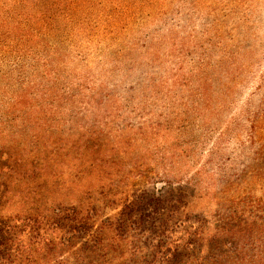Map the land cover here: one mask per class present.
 <instances>
[{
    "label": "rangeland",
    "instance_id": "obj_1",
    "mask_svg": "<svg viewBox=\"0 0 264 264\" xmlns=\"http://www.w3.org/2000/svg\"><path fill=\"white\" fill-rule=\"evenodd\" d=\"M59 1L49 0L54 8L61 5ZM47 2L30 0L24 4L26 9L33 10L31 22L13 20L18 23L17 30L25 31L29 37L50 34L52 41L58 39L54 33L63 28L62 23L48 24L38 9L39 4ZM52 14L57 15L53 20L57 21L58 13L53 11ZM18 16L14 15L13 19ZM110 38L108 41L112 45L115 40ZM83 41L85 49L74 45L56 52V56L61 54L62 57L55 70L52 68L55 58L49 62L41 59L45 66L38 65L39 77L34 74L27 82H18L17 87L11 82L12 90L22 91L23 87L26 91L17 93L23 96V106L0 110V120L7 114L17 116L22 109L32 110L29 119L24 111L18 119L9 121L15 123L22 134H13L2 121L0 123L1 229L4 231L7 229L4 226L12 225L15 236L22 237L27 234L24 231L28 226L16 224L17 218L45 216L41 229L43 232L48 229L44 236L52 240L48 248L40 249L35 245L22 256H19L21 249H13L15 256H10L9 264H91L92 256L97 257L94 264H98L96 250L89 249L87 241L102 223L106 224L107 234L117 237L118 231L115 240L109 235L112 244L109 251L115 260L123 264L155 263L157 251H162L164 207L172 220L180 216L195 222V217L200 216L208 218L212 225L221 222L216 211L224 207L230 209L229 206L234 210L233 200L241 201L248 190L243 174L249 162L246 152L249 142L244 135L228 133L223 138L219 136L222 130L215 125L202 122L198 126L188 119L184 121L182 111L164 110L162 91L154 92L152 97L140 91L135 92V97L128 92L122 93V97L114 94L105 106H101L98 95L91 89L100 83L116 88L107 81L110 77L121 90L124 82L129 81L126 77H129L138 49L130 45L126 51L128 55L117 60L116 54L109 57L104 51L110 46L99 38ZM128 41L126 39L125 43ZM53 44H57L55 48L62 46L56 41ZM54 52L52 49L53 56ZM152 72L156 74L158 69L154 67ZM71 73L76 74L72 76ZM56 74L61 81L47 88ZM26 77L28 75L24 79ZM27 92H37L36 100L28 97ZM89 101L92 103L88 105ZM122 104L127 110L120 108ZM258 104L264 107V82ZM108 106H114V112L109 121H105L104 110ZM126 115L135 118L134 126L119 125ZM167 118H171V125L166 123V128ZM97 119L98 124L95 123ZM120 127L124 137L137 139L119 146L117 130ZM104 128L111 130L110 137L104 134ZM165 149L168 150L164 155ZM176 157L179 162L171 164ZM48 166L45 172L44 167ZM36 168H40L41 178L39 199L35 201L34 182L24 178L33 177L30 172ZM180 177L184 180L178 181ZM46 179L49 186H46ZM169 179L172 182L162 181ZM26 188L31 189L26 192ZM252 188L255 194H261L258 188ZM170 209L172 211L168 212ZM71 213L73 220H61ZM84 216L86 231L75 234L71 225H79ZM239 236L237 233L236 237Z\"/></svg>",
    "mask_w": 264,
    "mask_h": 264
},
{
    "label": "trees",
    "instance_id": "obj_2",
    "mask_svg": "<svg viewBox=\"0 0 264 264\" xmlns=\"http://www.w3.org/2000/svg\"><path fill=\"white\" fill-rule=\"evenodd\" d=\"M29 1L0 0V110L23 106V96L17 93L26 91L23 87L22 91L12 90L11 82L17 87L18 82H27L34 74L39 77L38 65H44L41 59L49 62L55 58L52 68H58L62 55L56 56L57 51L74 45L85 49L83 39L90 42L99 38L100 42L110 46L104 50L109 57L116 54V59L120 60L128 55L129 46H134L138 53L136 50L129 77H126L129 81L124 82L121 90L110 77L107 81L116 88L100 83L91 89L98 95L101 106H105L114 94L122 97V93L128 92L135 97V92L140 91L152 97L162 91L164 110L178 109L185 114L184 121L188 119L198 126L202 122L215 125L222 130L220 137L235 133L244 135L249 142L246 148L249 162L243 174L248 190L241 201L233 200L239 210L236 207L231 210L233 206H229L230 209L224 207L216 211L223 224L211 225L208 218L200 216L195 217V222L180 216L178 220H172L164 207L162 251H157L155 263L150 264H264V107L258 104L264 82V0H141L137 4L136 0H60L61 5L57 8L48 0L47 4L38 5L43 12L41 15L48 24L63 25L54 33L58 39L53 41L50 34L29 37L25 31L17 30L18 23L13 20L31 22L33 10L24 7ZM53 11L58 13L57 21H53L56 14L50 15ZM14 15L20 16L13 19ZM80 35L83 37L78 38ZM108 36L113 37L115 43L110 45ZM126 39L129 40L127 43ZM55 41L62 46L55 48ZM154 67L158 69L156 74L152 72ZM63 71L61 69L60 73ZM57 81H61L58 75L47 88ZM27 93L36 100L37 92ZM90 103L92 101L87 102ZM107 108L104 110L105 121H109L114 112V106ZM120 108L127 110L128 107L122 104ZM24 111L22 109L17 116L6 112L0 123L2 121L6 128H10L9 132L22 134L15 128L16 124L9 121L18 119ZM25 112L26 119H29L32 110L26 109ZM95 123H100L99 119ZM118 123L134 126L135 118L126 115ZM166 123L170 126L171 118L165 121L167 128ZM122 129L117 130L119 146L137 139L124 137ZM103 132L110 137L111 130L104 128ZM12 139L16 142L15 138ZM167 150H163L164 155ZM178 159L174 158L171 164L179 162ZM48 170L49 166L44 167L45 172ZM40 172V168L33 169L30 172L33 177L25 175L24 178L34 182L35 201L39 199ZM162 181L172 182L171 179ZM45 183L49 186L48 179ZM252 187L258 188L261 194H255ZM30 189L26 188V192ZM73 213L77 212L73 210ZM73 213L62 216L61 220H73ZM44 218H17L16 224L28 226L24 231L27 234L22 237L15 236L12 225L4 226L7 229L3 231L0 224V264H9L10 256H15V248L21 249L19 256H22L35 245L40 249L49 247L52 240L44 236L48 229L44 232L41 229ZM79 223L80 226L72 224V230L75 234H84L86 217H82ZM237 233L239 237H236ZM116 234L118 237V231ZM109 235L106 224L102 223L90 236L87 233L90 237L88 248L96 250L98 264H123L109 251L112 246ZM117 237L112 236L113 240ZM96 260L97 257L92 256L91 264Z\"/></svg>",
    "mask_w": 264,
    "mask_h": 264
}]
</instances>
